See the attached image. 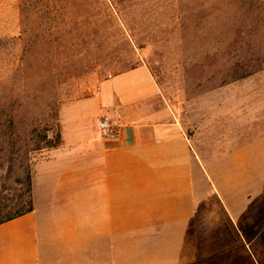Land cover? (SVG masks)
<instances>
[{
    "label": "rangeland",
    "instance_id": "rangeland-1",
    "mask_svg": "<svg viewBox=\"0 0 264 264\" xmlns=\"http://www.w3.org/2000/svg\"><path fill=\"white\" fill-rule=\"evenodd\" d=\"M139 65L192 136L207 105L234 100L236 86L264 90V0H0V208L14 203L27 161L33 173L51 150L98 138L92 97ZM57 135V148L22 157ZM194 224L201 236H132L130 264H207V224ZM257 230L244 236L254 251L221 255L264 264V219Z\"/></svg>",
    "mask_w": 264,
    "mask_h": 264
},
{
    "label": "crops",
    "instance_id": "crops-1",
    "mask_svg": "<svg viewBox=\"0 0 264 264\" xmlns=\"http://www.w3.org/2000/svg\"><path fill=\"white\" fill-rule=\"evenodd\" d=\"M104 82L90 125L118 113L119 137L97 131L46 153L33 171V211L0 225V264H116L117 252L130 264L132 236H201L195 220L207 224V264H252L221 254L254 251L244 236L263 230L264 90L236 86L187 136L146 66Z\"/></svg>",
    "mask_w": 264,
    "mask_h": 264
},
{
    "label": "trees",
    "instance_id": "trees-1",
    "mask_svg": "<svg viewBox=\"0 0 264 264\" xmlns=\"http://www.w3.org/2000/svg\"><path fill=\"white\" fill-rule=\"evenodd\" d=\"M236 80H239V78L233 79V81ZM60 142V137L58 135L54 141L47 139L46 136H40L34 143V146L28 147L25 150L22 157H25L28 160L27 157L29 154L38 152L44 148H57L60 145ZM20 169V173L14 178L15 184H17L16 189H14L16 192L15 199L11 200V202L13 201L14 203L3 207L4 210L10 208V211L4 215L0 213V225L33 211V173L30 168V162L27 161L24 166L20 167ZM7 172L10 174L11 168H9ZM3 209L1 207L0 212L3 211Z\"/></svg>",
    "mask_w": 264,
    "mask_h": 264
},
{
    "label": "built area",
    "instance_id": "built-area-1",
    "mask_svg": "<svg viewBox=\"0 0 264 264\" xmlns=\"http://www.w3.org/2000/svg\"><path fill=\"white\" fill-rule=\"evenodd\" d=\"M96 128L106 140H116L122 129V117L118 113L103 114L97 119Z\"/></svg>",
    "mask_w": 264,
    "mask_h": 264
}]
</instances>
